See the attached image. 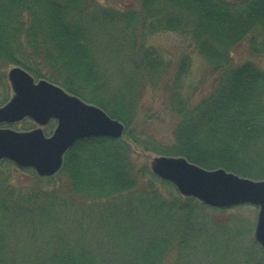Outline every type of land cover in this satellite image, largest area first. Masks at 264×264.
<instances>
[{"label": "trees", "instance_id": "1", "mask_svg": "<svg viewBox=\"0 0 264 264\" xmlns=\"http://www.w3.org/2000/svg\"><path fill=\"white\" fill-rule=\"evenodd\" d=\"M102 1L0 0V105L18 66L124 125L121 138L78 140L52 177L0 160V264H264L226 209L181 196L134 158L143 147L264 180V69L232 61L241 46L264 55V0H139L125 10ZM160 33L185 49L178 63L138 44ZM109 47L135 54L119 86L117 72L99 67ZM192 55L204 67L195 83ZM209 78V93L193 102ZM147 87L176 118L165 141L134 128Z\"/></svg>", "mask_w": 264, "mask_h": 264}, {"label": "water", "instance_id": "2", "mask_svg": "<svg viewBox=\"0 0 264 264\" xmlns=\"http://www.w3.org/2000/svg\"><path fill=\"white\" fill-rule=\"evenodd\" d=\"M7 81L11 95L0 106V124L29 119L37 127L28 131L0 128V160L31 169L39 177H51L60 170L64 155L78 140L123 136L124 125L103 109L47 80H35L21 67H11ZM52 120L55 127L46 136L42 127ZM149 169L181 196L206 206L256 207L252 238L264 253V180L242 177L223 168L206 169L182 156L156 155L150 159Z\"/></svg>", "mask_w": 264, "mask_h": 264}, {"label": "rangeland", "instance_id": "3", "mask_svg": "<svg viewBox=\"0 0 264 264\" xmlns=\"http://www.w3.org/2000/svg\"><path fill=\"white\" fill-rule=\"evenodd\" d=\"M105 5H109L115 9H126L132 8L136 9L139 4V0H103L102 1ZM138 44L141 47L146 48H157L159 52L164 56L166 60L171 59L172 63H178L179 56L181 55L183 46L179 44L177 37L173 34H154L153 36H146L143 39L138 40ZM182 48V50H181ZM97 56L101 58V62L99 64L100 69L107 70L110 72H114L116 74V78L114 79L115 84L121 83L123 80V76L119 71H133L134 66L130 58H133L135 54H131L128 51H114V47H109V50H100L97 53ZM232 61L234 65H239L244 63L245 61H249L253 63L256 67L260 69H264V55H250L249 52L245 49L244 46L239 48H235L232 51ZM14 67V66H12ZM11 68V67H10ZM9 68V69H10ZM8 69V70H9ZM204 67L201 62V59L196 56L192 55L189 58V77L190 82L195 83L199 78L201 72L203 71ZM8 72V71H7ZM211 78H209L208 82L196 92L192 98L193 102L198 101V99L202 98L210 91V82ZM10 88V87H9ZM150 87H147L144 91L143 97L140 102V107L142 108V112H140L138 118H136V123L134 128L138 133L147 134L150 137H156L158 140H163L169 138L172 134L173 128L175 126L176 118L175 116L165 112L160 102L158 101V92L151 91ZM11 95V91H10ZM10 97V96H9ZM145 112V114H143ZM21 127L20 123H13L10 125L0 124V128H9L12 130L18 131ZM37 126L33 124V128ZM45 127H42V130L45 134ZM55 127V123L52 125V129L50 134L52 133ZM49 134V135H50ZM136 155V156H135ZM134 158L138 165H146L149 167V161L152 157L158 155L153 153L149 150H144L143 147H138L135 149ZM9 162V161H8ZM17 168V167H16ZM150 170V169H149ZM151 172V171H150ZM230 172V171H229ZM258 209L251 205H242L234 208L226 209L225 218H230L233 221L232 225L234 224L237 227V230H250L247 237H252V232L255 224V219L257 215ZM223 215V214H222ZM246 238V237H245ZM253 239V238H252ZM230 249H226L225 253L230 256ZM225 257H228V256ZM226 259V258H225Z\"/></svg>", "mask_w": 264, "mask_h": 264}]
</instances>
